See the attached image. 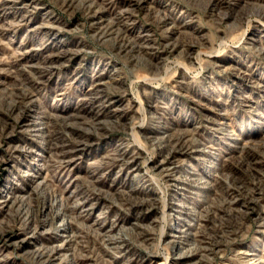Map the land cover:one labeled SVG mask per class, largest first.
I'll list each match as a JSON object with an SVG mask.
<instances>
[{"label":"rangeland","instance_id":"obj_1","mask_svg":"<svg viewBox=\"0 0 264 264\" xmlns=\"http://www.w3.org/2000/svg\"><path fill=\"white\" fill-rule=\"evenodd\" d=\"M0 264H264V0H0Z\"/></svg>","mask_w":264,"mask_h":264},{"label":"bare ground","instance_id":"obj_2","mask_svg":"<svg viewBox=\"0 0 264 264\" xmlns=\"http://www.w3.org/2000/svg\"><path fill=\"white\" fill-rule=\"evenodd\" d=\"M186 239V238H185ZM185 239H183V241H185ZM182 241V240H181ZM36 254L40 255V257H44L45 255L43 253L37 252Z\"/></svg>","mask_w":264,"mask_h":264}]
</instances>
